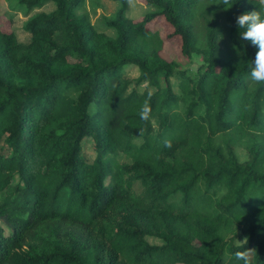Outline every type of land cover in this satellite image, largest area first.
Here are the masks:
<instances>
[{"label":"trees","instance_id":"trees-1","mask_svg":"<svg viewBox=\"0 0 264 264\" xmlns=\"http://www.w3.org/2000/svg\"><path fill=\"white\" fill-rule=\"evenodd\" d=\"M13 1L27 40L0 24V264H243L246 236L264 264V84L236 25L259 0H143L140 20L114 0V35L86 0Z\"/></svg>","mask_w":264,"mask_h":264},{"label":"rangeland","instance_id":"rangeland-1","mask_svg":"<svg viewBox=\"0 0 264 264\" xmlns=\"http://www.w3.org/2000/svg\"><path fill=\"white\" fill-rule=\"evenodd\" d=\"M129 2L131 3V7L128 14L136 20H140L145 14L156 10L151 6L144 4L143 0H129ZM14 6L15 3L13 0H0V24L4 30L14 29L21 40H27V35L23 31V23L25 22L26 17L23 13L16 12ZM119 7L120 4L114 0H86V10L90 14L91 21L101 30L110 35H114L115 30L113 31L107 29L104 22L105 20L113 19ZM51 9H53L52 4L44 7V10L46 11H50ZM221 22L223 23L219 31L221 47L227 56H230L232 59H237L239 57V53L230 45L228 41L227 27L223 18L221 19ZM150 27L157 30L163 38H165L166 35L172 31V28L162 17L151 21ZM179 48V39L165 40V46L162 54L168 60L176 59L180 56ZM201 63V57L196 55L193 57L190 67L195 71L197 66ZM127 73L131 78H136L138 76V70L134 67L128 68ZM84 149L90 157L95 156L92 140L84 141ZM239 152L243 158L245 153L241 150Z\"/></svg>","mask_w":264,"mask_h":264},{"label":"clouds","instance_id":"clouds-1","mask_svg":"<svg viewBox=\"0 0 264 264\" xmlns=\"http://www.w3.org/2000/svg\"><path fill=\"white\" fill-rule=\"evenodd\" d=\"M225 9L232 7L231 0H221ZM220 3V4H221ZM259 9L250 12H245L237 16L236 25L238 29H244L240 33L242 40L251 42L258 47L254 61H251V80L257 84H264V0H259ZM154 92L152 90L147 91V99H145L142 108L140 110V118L148 121L151 116L150 100ZM171 141H165L166 147H171ZM248 243V237H244L240 244L237 246L241 250L234 253L237 261H242L243 264H254V257L257 255L255 248L245 247Z\"/></svg>","mask_w":264,"mask_h":264}]
</instances>
